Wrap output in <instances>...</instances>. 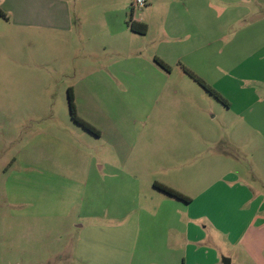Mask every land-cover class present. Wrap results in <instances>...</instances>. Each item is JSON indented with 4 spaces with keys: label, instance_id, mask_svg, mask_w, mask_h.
Returning <instances> with one entry per match:
<instances>
[{
    "label": "rangeland",
    "instance_id": "1",
    "mask_svg": "<svg viewBox=\"0 0 264 264\" xmlns=\"http://www.w3.org/2000/svg\"><path fill=\"white\" fill-rule=\"evenodd\" d=\"M149 10L145 7L135 12L134 18L166 20L167 13L159 11L152 17ZM220 13L216 8L208 13L202 42L195 44L191 34L192 39H185L186 47L170 57L173 74L169 85L153 96L147 94L150 98L124 89L110 91L98 82L87 85L93 75L74 71L85 59L78 50V29L64 34L48 31L39 40L35 30L24 37L22 30L11 28L7 34L8 28L0 26V69L16 74L0 76V264H167L158 254L150 251L144 255L134 249L144 223L145 232L154 237L152 222L119 215L136 211L142 199L135 194L146 193L147 187L118 183L109 175L106 188L87 182L88 166L106 159L100 156L108 147L102 135L109 131L106 119L125 117L124 103L137 106L150 99L157 103L155 118L150 117L143 130L138 125L132 129L135 147L149 152L146 165H161L168 134L189 136L181 141H185V149L190 148L191 166L186 174L191 182L185 179L180 186L190 198L210 190L222 170L225 172V165L208 168L210 172L200 166L207 151L216 150L238 162L235 170L256 198L264 196V1L246 7L241 3L239 21L233 28L220 26ZM71 14L77 19V12ZM117 16L112 12L106 18V12L98 9L87 18L102 26ZM100 33L104 43L113 41L106 29ZM232 33L237 37L232 38ZM128 35L136 38L130 44L134 50L144 52V58L151 56L152 51L143 47L145 37ZM156 35L154 27L151 36ZM95 48L92 55L96 61L115 53H98ZM186 70L204 80L226 102L217 100ZM83 79L76 103L81 118L102 133L100 137L82 130L71 119L68 90L77 88ZM214 130L220 138L218 145L209 143ZM44 147L48 155L41 159L35 150ZM155 152L160 154L154 156ZM179 159L175 157V166ZM42 166L47 169L42 170ZM5 168L7 172L2 171ZM143 174V180L150 175ZM182 175L176 171L172 178L176 184ZM105 194L110 196L104 198Z\"/></svg>",
    "mask_w": 264,
    "mask_h": 264
},
{
    "label": "crops",
    "instance_id": "2",
    "mask_svg": "<svg viewBox=\"0 0 264 264\" xmlns=\"http://www.w3.org/2000/svg\"><path fill=\"white\" fill-rule=\"evenodd\" d=\"M132 1L0 0V10L4 13V16L0 15V26L8 28L7 34H10L11 28L22 30L20 32L24 37H28V33L35 30V33L40 35L39 40L44 39L48 31L64 34L78 29V35L81 36L78 50L83 52L82 56L85 59L75 65L74 71L78 74L93 75L86 82L87 85L98 82L110 91L124 89L150 98L147 94L152 93L153 96L161 87L168 86L173 74V70L166 71L156 59L169 65L170 57H175L179 49L186 47L185 39H192L191 34L195 44L202 42V38L206 37L202 26L205 27L209 12L216 8L221 12L220 26L233 28L239 21L241 3L246 7L247 4L253 5L256 1L260 5L264 0H148L147 8L150 9L148 15L152 14L154 17L159 11L162 14L167 13L168 20L166 18L157 22L153 19L145 22L136 19L131 10L129 15L128 10L131 9L129 4L131 6ZM98 9L106 12V18L110 13L115 12L118 15L117 19L102 22V26L97 25V21L88 19L87 16ZM72 12L78 13L77 19H72ZM131 15L134 22L147 25L146 34H137L130 29L127 17ZM154 27L158 29V35L152 37L151 31ZM102 29L108 31L113 41L104 43L100 33ZM129 33L146 38L143 47H147L149 52L152 51L151 56L144 58V52L134 50L136 47L130 44L135 42L136 38L128 35ZM233 36L237 37V34L232 33L231 37ZM95 47H98V53L102 50L115 53L111 57L105 56L96 61L92 55ZM119 49L126 51L121 53ZM230 52L232 53L231 50ZM5 74L16 75L14 70L0 69V76ZM6 79L10 81V78ZM84 81V79L80 80L77 88L72 89L80 117L82 113L76 102L79 85H84ZM174 87L173 85V91H177L175 89L177 87ZM123 112L125 115L123 118L106 119L109 131H105V135L101 134L108 147L100 153V156L106 159L88 166L90 173L87 182L93 187L102 185L106 188L108 184L105 179L110 176L118 183L130 182L138 188L142 185L147 187L146 193L140 191L135 194L137 199H142L138 202L140 205L136 211L119 214L123 219L134 217L139 221L152 222L154 237L151 238L145 232L147 229L144 223L142 236L137 235L136 238L134 246L136 252L140 249L146 255L151 251L153 254H158L156 256L167 264L177 262L227 264V261L229 264H264V196L255 197L241 174L235 170L239 165L238 162L218 150L207 151V157L200 165L204 171L210 172L208 168L218 169L224 165L226 169L225 172L222 170V174L218 176L210 190L192 199L180 186L184 185L185 179L186 183L191 182V177L186 174L191 166L187 154L190 148L185 149V141H181V139H189V136L186 133L168 134L164 138V143L168 147L164 151L160 150L163 154L160 157L161 165H146L145 158L149 152L144 148L135 147L136 136L132 133V129L138 125L143 130L148 119L155 118L157 103L155 105L154 99L142 100L137 106L124 103ZM181 134L182 138H179ZM210 139L209 143L218 145L220 138L215 130ZM35 152L39 153L41 159L48 155L45 147ZM159 154L155 152L154 156ZM176 156L180 158L178 166L174 165ZM110 157L115 158L117 163L113 164ZM45 169L47 168L42 166V170ZM177 170L183 172L178 184L172 179ZM2 171L7 172L8 168ZM142 173L150 175L143 180ZM156 183L177 190L191 201L186 203L165 194L155 187ZM211 190L214 192L211 193ZM109 196L105 194L104 198ZM149 201H152L153 205L150 209L147 208Z\"/></svg>",
    "mask_w": 264,
    "mask_h": 264
},
{
    "label": "trees",
    "instance_id": "3",
    "mask_svg": "<svg viewBox=\"0 0 264 264\" xmlns=\"http://www.w3.org/2000/svg\"><path fill=\"white\" fill-rule=\"evenodd\" d=\"M0 15L4 16V13L1 10H0ZM128 24H129L130 29L137 34H146V32H147V25L134 22L132 15L130 16ZM156 62L166 71H170V66L167 65L166 63H164V61L157 58ZM186 71L190 74V76L197 83H199L204 89H206L217 100L222 101L223 103L226 102L225 99L219 93H217L211 87H209L204 80H202L198 76L194 75L189 70H186ZM68 98H69V108H70V114H71L72 120L76 124H78L79 126L83 127L86 131H88V132H90L96 136H100L101 133L93 125L89 124L88 122L83 120L78 115L76 105H75L74 93H73V90L71 88L68 90ZM155 187L157 189H159L160 191L164 192L165 194H167V195H169V196H171L177 200H180V201H183L186 203H189L191 201V199L189 197L185 196L184 194L178 192L177 190H175L173 188L167 187V186L159 184V183H156Z\"/></svg>",
    "mask_w": 264,
    "mask_h": 264
},
{
    "label": "built area",
    "instance_id": "4",
    "mask_svg": "<svg viewBox=\"0 0 264 264\" xmlns=\"http://www.w3.org/2000/svg\"><path fill=\"white\" fill-rule=\"evenodd\" d=\"M148 0H133L131 4V11L134 14L135 12L141 11L148 6Z\"/></svg>",
    "mask_w": 264,
    "mask_h": 264
},
{
    "label": "water",
    "instance_id": "5",
    "mask_svg": "<svg viewBox=\"0 0 264 264\" xmlns=\"http://www.w3.org/2000/svg\"><path fill=\"white\" fill-rule=\"evenodd\" d=\"M227 264H229V261H227Z\"/></svg>",
    "mask_w": 264,
    "mask_h": 264
}]
</instances>
